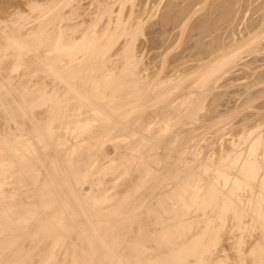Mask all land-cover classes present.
Returning <instances> with one entry per match:
<instances>
[{
    "label": "bare ground",
    "instance_id": "1",
    "mask_svg": "<svg viewBox=\"0 0 264 264\" xmlns=\"http://www.w3.org/2000/svg\"><path fill=\"white\" fill-rule=\"evenodd\" d=\"M0 264H264V0H0Z\"/></svg>",
    "mask_w": 264,
    "mask_h": 264
},
{
    "label": "rangeland",
    "instance_id": "2",
    "mask_svg": "<svg viewBox=\"0 0 264 264\" xmlns=\"http://www.w3.org/2000/svg\"><path fill=\"white\" fill-rule=\"evenodd\" d=\"M218 2H220V1H216V3H214V4L217 5V4H219ZM175 5H176V7H178V8L175 7V9H177L176 11L174 10L176 13H175L174 11H172V13H173V12H174V13H173V14L171 13V14H172L171 16L169 15V17H170L169 19H173V20H170V21H169V19H168L169 22L167 21V24L170 26V27L167 28V31H168L167 33H171L172 31L175 30V29H173V27H174V25H175V23H176L175 18H176V20H177V19H178L177 16H180V15H181V12H183V10H184V8H185V6H184L183 8H182V7L180 8V7H179L180 4H179L178 6H177V4H175ZM208 5H209V4H208ZM212 5H213V4H212ZM179 9H180V12H179ZM181 9H182V11H181ZM204 10H206V9H204ZM204 10L202 9L201 11H204ZM255 10H256V9H255ZM255 10H253L252 13H251V12L248 13V17H249L248 19H247V17H246L247 15L245 14L246 16H245L244 22H246V21H247V22L250 21L251 17L254 15L253 13L255 12ZM218 11H219V9H218ZM177 12H178V13H177ZM216 12H217V11H216ZM255 13H256V12H255ZM257 13H258V12H257ZM175 14H176L177 16H176ZM210 14H211V15H210ZM210 14H209V13H208V14L205 13V14L201 15V16H202V19H201V20H202L203 22L200 20V16H199V18L197 17V18L195 19V22L198 23V24H197L198 26L196 27V25H194V28L191 29L192 34L195 33V30H193V29H196V31H197V33H195V34H198L199 32L202 33V31H203L202 28H203V26H205V22H206V21H207V26H208V25L211 26L210 28L207 27V26L204 27L206 30H207V28H209V29L207 30L208 33H209V30L214 26V23H213V22H214L215 20H217L216 18L218 17L219 12L215 13V11H213V13L210 12ZM205 15H210L211 17L209 16V17H208V20H207V19H206L207 16L204 17ZM251 15H252V16H251ZM250 16H251V17H250ZM209 20H211V21L208 22ZM197 21H199V22H197ZM200 21H201V22H200ZM196 23H194V24H196ZM199 23H201V24H199ZM210 23H211V24H210ZM200 25H201V26L203 25L202 28H201ZM171 26H172V27H171ZM199 27L202 29V31H201V29H200ZM220 27H221V24H220ZM171 28H172V30H171ZM244 29L247 30V27H246V28L244 27ZM206 30L204 31L205 33H207ZM221 30H223V29H221ZM221 30H220V31H221ZM204 32H203V33H204ZM210 32H211V31H210ZM208 33H207V35H206V39H208V40L210 39V40H211V42H210V41L208 42V40H207V42H208V48L211 49V48H212V44H211V43H212L213 41H216L215 43L213 42L214 45L217 43V40L214 39V38H216V36H215L216 34L211 35V34L209 33V37H208ZM211 36H213V37L211 38ZM197 38H198V35H197ZM197 38H195V39H197ZM203 38L205 39V34H203ZM203 38L201 39V41H203ZM195 39L192 40V43L195 42ZM213 39H214V40H213ZM207 42H206V40H205V41H203L201 44H199V46L197 45L198 47H197V46H195V47H194V46L190 47V48L187 50L186 53H187V54H191V55H193L192 57L196 56L197 54H198V55H199V54H200V55H203L202 53H204V52H208V51L210 50V49H209V50L207 49L208 51H203V49L206 50L205 48H207ZM190 43H191V42H190ZM209 43L211 44V46H210ZM202 44H203V45H202ZM205 44H206V45H205ZM205 46H206V47H205ZM201 47H202V48H201ZM177 49H178V51H179V48H177ZM259 63H260V62H259ZM249 81L251 82L252 80L249 79ZM256 86H257V85H256ZM256 86H255V87L253 86V87H254V90H257V87H258V86H257V87H256ZM251 88H252V87H251ZM233 89H234V88L229 87V88H227L226 90L231 91V90H233ZM252 89H253V88H252ZM252 89H251V90H252ZM252 91H253V90H252ZM244 95L246 96L247 94L245 93ZM244 95H243V96H244ZM223 98H225V97H223ZM223 98H220L219 101H218V100L216 101V103H217L216 105L218 106V107L216 106V107L218 108V109H217V108H216V109H217L218 111H220V110L223 111V110L225 109V107H226V102H225V99L223 100ZM242 98L244 99L245 97H242V96L239 97V99H241L240 101H238V98H237L236 101H238V102H236V103H238V104L240 103V104H241V102H243V99H242ZM220 100H221V101H220ZM256 100H257V101H255V102H256V104H258L260 101L258 102V98H257ZM259 100H260V98H259ZM222 101H223V102H222ZM219 102L222 103V104H220ZM223 103H225V104H224L225 107H224ZM222 106H223V107H222Z\"/></svg>",
    "mask_w": 264,
    "mask_h": 264
}]
</instances>
